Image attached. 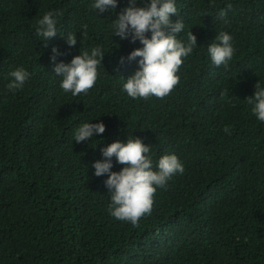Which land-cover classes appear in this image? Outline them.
I'll return each instance as SVG.
<instances>
[{"label":"trees","instance_id":"trees-1","mask_svg":"<svg viewBox=\"0 0 264 264\" xmlns=\"http://www.w3.org/2000/svg\"><path fill=\"white\" fill-rule=\"evenodd\" d=\"M92 2L0 0V264H264V123L246 100L264 84V59L249 49H264V0H177L172 20L185 23L181 38L196 35L199 46L186 60L203 64V78L160 102L123 91L138 63L120 58L142 47L111 29L128 0L105 13ZM230 4L232 16L219 20ZM48 12L58 32L46 44L35 27ZM222 29L237 52L215 69L205 46ZM53 47L65 63L104 50L86 95L60 88ZM21 67L30 78L13 93L8 73ZM91 121L106 131L77 143L75 130ZM128 136L151 146L154 163L176 154L185 167L139 226L109 214L106 176L92 167L104 147Z\"/></svg>","mask_w":264,"mask_h":264},{"label":"clouds","instance_id":"clouds-1","mask_svg":"<svg viewBox=\"0 0 264 264\" xmlns=\"http://www.w3.org/2000/svg\"><path fill=\"white\" fill-rule=\"evenodd\" d=\"M119 2L93 0L91 7L96 12L105 13L115 10ZM233 7L230 4L223 8L219 20L227 21L232 16ZM172 16H178L177 0H128V6L111 24L113 35L132 43L139 41L142 45L120 58L121 64L126 61L138 63V69L123 83V91L132 99L160 102L169 99L176 91L188 90L203 78V64L198 60H186L199 46L196 35L191 31L186 38H181L185 23L181 19L173 22ZM57 32L55 12H48L37 21L35 36L46 44ZM65 38L69 47L76 46V35L68 34ZM249 49L253 57L264 59V49L259 50L253 45H249ZM236 52L235 38L227 29L215 33L205 46L206 58L215 69L227 68L234 61ZM61 55L58 47L52 48L53 72L61 78L60 88L74 97L81 93L86 95L97 82L104 50L94 47L90 52L76 55L69 63L57 62ZM8 76L6 87L14 93L25 85L30 73L21 67L10 71ZM252 92L253 95L246 98L251 114L264 123V84L258 81ZM105 131L106 125L102 121L84 122L75 130L74 140L77 143L92 141ZM224 131L227 133L229 129ZM101 152L103 159L95 161L92 167L96 177L106 176L104 185L110 199L109 214L133 226H139L141 217L151 213L153 203L157 204L161 195V188H165L174 175L185 171L176 154H165L154 163L151 146L136 136L134 139L128 136L126 142H112ZM115 164L124 166L113 171Z\"/></svg>","mask_w":264,"mask_h":264}]
</instances>
